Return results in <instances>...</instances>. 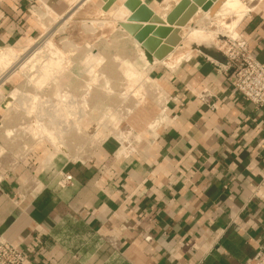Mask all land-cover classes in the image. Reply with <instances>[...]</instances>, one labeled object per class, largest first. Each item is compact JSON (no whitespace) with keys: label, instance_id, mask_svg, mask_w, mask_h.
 I'll return each instance as SVG.
<instances>
[{"label":"crops","instance_id":"0c3cea01","mask_svg":"<svg viewBox=\"0 0 264 264\" xmlns=\"http://www.w3.org/2000/svg\"><path fill=\"white\" fill-rule=\"evenodd\" d=\"M74 4L0 0V48L27 46L41 14ZM263 14H245L235 31L264 64ZM223 63L198 47L154 64L163 122L151 128L158 109L141 107L125 153L108 135L90 137L84 160L45 143L19 165L1 162L0 235L24 251L23 264H243L264 247V105L236 93ZM59 171L72 181L59 185ZM28 176L38 183L23 186Z\"/></svg>","mask_w":264,"mask_h":264},{"label":"rangeland","instance_id":"374dc122","mask_svg":"<svg viewBox=\"0 0 264 264\" xmlns=\"http://www.w3.org/2000/svg\"><path fill=\"white\" fill-rule=\"evenodd\" d=\"M74 1L76 5L80 0ZM92 1L100 5V0ZM256 1L259 7L264 3V0H243V3L251 8ZM75 5L60 15L41 14L45 18L43 22L40 19L42 24L36 37L27 46L15 48L18 58L14 62L19 61L18 68L9 72L10 76L2 84L6 83L0 87V154L32 146L35 151L45 143H51V148L61 152L63 157L84 160L86 152L82 147L98 129L102 130L99 139L108 135L118 137L121 153H125L128 140L136 139L137 130L130 121L138 119L141 107L146 106L144 110L148 113H151L150 106L158 109L149 123L151 128L163 122L162 89L150 78L148 72L154 66L148 65L150 62L141 54L139 44L117 22H113L111 31H99V21L94 25L91 20L95 18L85 17L79 9L73 10ZM153 9L157 14L160 12L158 7ZM255 11L264 13L263 9L255 7L247 13ZM223 16L221 21L209 15L194 19L180 30L181 39L188 31L196 30L186 46L216 49L219 37L232 35L235 31L228 27L231 26V14ZM76 21L92 41L75 45L67 37H58ZM203 30L215 33L211 37ZM199 36L203 37L200 44L196 42ZM46 41L53 46L43 44ZM122 120L128 126L127 133L119 131ZM40 130H48L53 135L49 133L48 138L47 132Z\"/></svg>","mask_w":264,"mask_h":264},{"label":"water","instance_id":"95a60500","mask_svg":"<svg viewBox=\"0 0 264 264\" xmlns=\"http://www.w3.org/2000/svg\"><path fill=\"white\" fill-rule=\"evenodd\" d=\"M101 1V10L141 46L147 61L152 62L167 57L180 43V27L186 26L198 9L207 11L217 0H161L158 14L141 0H124L120 6L116 0ZM78 26L77 21L70 23L58 37H67L75 45L92 41L89 35H81ZM101 135L98 129L93 139Z\"/></svg>","mask_w":264,"mask_h":264},{"label":"built area","instance_id":"2783aa9c","mask_svg":"<svg viewBox=\"0 0 264 264\" xmlns=\"http://www.w3.org/2000/svg\"><path fill=\"white\" fill-rule=\"evenodd\" d=\"M216 50L223 56L224 63L222 64L221 69L226 74L229 73L232 76L231 84L236 93L242 99L249 101L257 108L263 106L264 64L258 61L249 52L246 42L236 33V31H234L232 35L222 36L217 39ZM4 84H2L0 87H2ZM3 100H1V102H3ZM163 108L165 110V107ZM1 120L2 119L0 118V127L2 126ZM11 130L14 131V128ZM94 132L91 133L90 136L92 139ZM4 136L7 138L6 133ZM86 144L87 142L85 143V146L82 147V149L85 148L84 151L86 154L84 156L85 158H88ZM25 149L22 151L14 150L13 153L7 152L6 155L1 153L0 168L2 167L1 162L9 160L10 164L7 163L8 166L14 167L19 165L33 153L34 146L31 148L25 147ZM1 180L2 174L0 170V181ZM71 181L72 175L69 172L59 171V185L63 186L70 183ZM37 183L38 179L28 176V179L25 181L23 186L29 188L31 184ZM25 260L26 255L24 251L18 246L7 241L3 235H0V264H23ZM243 264H264V247L259 248L256 253Z\"/></svg>","mask_w":264,"mask_h":264},{"label":"bare ground","instance_id":"6f19581e","mask_svg":"<svg viewBox=\"0 0 264 264\" xmlns=\"http://www.w3.org/2000/svg\"><path fill=\"white\" fill-rule=\"evenodd\" d=\"M73 1L74 0H72V2ZM141 1H143V0H141ZM249 1H253V0H249ZM245 4L246 3H243V0H217V1L213 2L212 7L209 10H207V11H203L201 9H198V11L194 14V16L189 20L188 24H190L194 19L201 18L202 16H206V15H209L211 17L216 18L218 21H221L220 19H222V16L223 15L225 16V14L226 15L231 14L232 21H231V23L228 22V24L230 23L231 26L228 25V27L229 28L231 27V29L233 30L235 28L236 24L242 19V17L248 11H250L251 9H253L254 6H255V5L254 6L251 5V8H248V6H245ZM101 6H102V4L98 6L92 0H80L78 3H76V5L74 6L73 10H76V9L78 10L79 9L80 10V13L82 15H84L85 17H87V18L94 17L95 19H93V20L90 19L92 21L91 23H93L94 25L99 21L98 27L95 26V27H97L99 29V31H101V32H103V31H111L112 28H113V24H114L113 22H115V21L113 19H111L110 17H108V15L104 11L101 10ZM118 6H120V3H119ZM149 7L154 11L153 7H158L159 8V3L155 4L153 7H151V6H149ZM217 20H216V22H218ZM87 21H89V20H87ZM214 24H216V23L214 22ZM217 24H219V22ZM78 28H77V30H79V32L81 33V35H84V33L81 31V28L80 27H78ZM184 28H186V27L185 26L180 27V29H179L180 35L182 34L180 30L181 29L183 30ZM119 29H121V28H119ZM213 30H214V28H213ZM213 30H209V31L203 30V32H207V33H209L211 35V34H214L215 33ZM194 31H196V30H192L190 32L188 31V33L185 35V37L183 39H181V37H180V43L163 60L157 61V60L154 59L148 65L149 66H152V65H154V64H156L158 62H163V63H166L168 66H173V65L179 63V61H181L182 59L187 58L189 56V54L192 52L193 49L198 48V46L197 47L194 46V48L191 49V48H189L188 45L187 46L185 45L186 42H188V41L191 40V35H192V33ZM202 36H203V34H202ZM212 36L213 35H211V37ZM202 39H203V37H202ZM202 39H201V36H199V39L196 42H198L200 44V43H202ZM43 44H45L47 46L48 42L46 41ZM43 44H41V45L43 46ZM188 44L190 45V43H188ZM48 45L53 46L52 43L51 44H48ZM137 46L139 47L138 49H140L141 54L143 56H145L144 55V52H143V49L141 48V46L140 45H137ZM16 51L17 50L15 48H11V47H5V48H3V50L0 51V85L3 83V81H5L6 79H8V77L10 76V73L9 72L15 71L18 68L17 66L19 64V61H17L16 63L14 62V59H16V57L18 56V54L16 56ZM127 127L128 126L126 125V123H124L123 120H122V123H120L119 131L121 133L122 132L127 133L128 132L127 131L128 130ZM40 131L41 132H43V131L45 132L46 131L47 132V136H48L49 133L52 134V132H50L48 130H40ZM122 137L123 136H121V138ZM48 138H49V136H48ZM53 138H54V136H53ZM121 141H123V140H121ZM127 148H128V146H126L125 150Z\"/></svg>","mask_w":264,"mask_h":264}]
</instances>
